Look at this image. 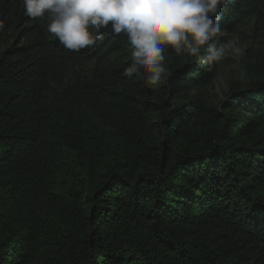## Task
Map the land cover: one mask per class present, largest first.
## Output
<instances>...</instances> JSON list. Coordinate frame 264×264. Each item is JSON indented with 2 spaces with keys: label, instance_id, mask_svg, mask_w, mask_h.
I'll return each mask as SVG.
<instances>
[{
  "label": "trees",
  "instance_id": "1",
  "mask_svg": "<svg viewBox=\"0 0 264 264\" xmlns=\"http://www.w3.org/2000/svg\"><path fill=\"white\" fill-rule=\"evenodd\" d=\"M218 7L239 61L166 47L152 87L111 24L71 51L0 0V264H264V0Z\"/></svg>",
  "mask_w": 264,
  "mask_h": 264
},
{
  "label": "clouds",
  "instance_id": "2",
  "mask_svg": "<svg viewBox=\"0 0 264 264\" xmlns=\"http://www.w3.org/2000/svg\"><path fill=\"white\" fill-rule=\"evenodd\" d=\"M225 3L227 0H24V11L29 18L48 12V32L64 48L76 52L102 42L105 36L101 29L111 24L112 34L123 32L132 48V63L123 75L132 78L142 70L147 74L146 83L155 87L165 72L162 61L166 47L198 56L209 67L228 55L242 53L232 41L219 46L213 43L221 32L218 6ZM3 27L0 22V29ZM203 46L207 47L201 54Z\"/></svg>",
  "mask_w": 264,
  "mask_h": 264
},
{
  "label": "rangeland",
  "instance_id": "3",
  "mask_svg": "<svg viewBox=\"0 0 264 264\" xmlns=\"http://www.w3.org/2000/svg\"><path fill=\"white\" fill-rule=\"evenodd\" d=\"M241 32H244V30H241ZM250 39L251 36H249V34L245 31V33H236L228 40L236 43L242 49V53L238 56L228 55V59L232 63L228 64L229 69H231L234 64L239 61L241 55L243 54V51L250 45V42H248L250 41ZM228 52L230 53L231 50L229 49ZM227 76L228 70H224L223 74L219 75L217 79L213 82V91L222 98L226 87Z\"/></svg>",
  "mask_w": 264,
  "mask_h": 264
}]
</instances>
